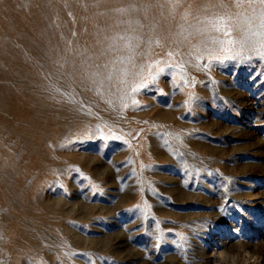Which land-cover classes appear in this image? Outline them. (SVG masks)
Returning a JSON list of instances; mask_svg holds the SVG:
<instances>
[{"label":"rangeland","instance_id":"rangeland-1","mask_svg":"<svg viewBox=\"0 0 264 264\" xmlns=\"http://www.w3.org/2000/svg\"><path fill=\"white\" fill-rule=\"evenodd\" d=\"M262 13L0 0V264H264Z\"/></svg>","mask_w":264,"mask_h":264},{"label":"snow or ice","instance_id":"snow-or-ice-1","mask_svg":"<svg viewBox=\"0 0 264 264\" xmlns=\"http://www.w3.org/2000/svg\"><path fill=\"white\" fill-rule=\"evenodd\" d=\"M259 4L261 6H264V0H259ZM253 13L256 12V9L253 8L252 9ZM261 27L264 28V13L261 14ZM225 35H230V33L225 32ZM228 43H233V41H228ZM229 49H225V51H228ZM259 51V57H264V44H261ZM237 55H239V53H237ZM233 57H224V59H232ZM217 59H220V57H217Z\"/></svg>","mask_w":264,"mask_h":264}]
</instances>
